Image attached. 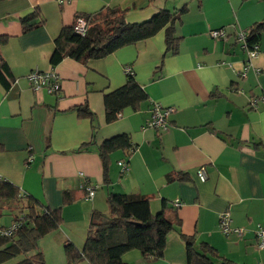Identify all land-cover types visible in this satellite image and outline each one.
<instances>
[{
  "label": "crops",
  "instance_id": "0c3cea01",
  "mask_svg": "<svg viewBox=\"0 0 264 264\" xmlns=\"http://www.w3.org/2000/svg\"><path fill=\"white\" fill-rule=\"evenodd\" d=\"M112 6L124 9L129 23L186 6L175 28L178 52L165 53L159 31L85 65L67 57L50 66L62 27L72 25L76 15ZM35 8L44 23L23 33L20 19ZM262 19L259 0H0V38H7L0 55L9 81L8 88L0 83V176L22 194L61 208L62 226L39 243L45 264H68L64 242L82 249L90 213L107 211L109 192L148 197L153 214L163 201L181 204L173 208L179 230L169 234L163 257L130 251L123 255L125 264H187L180 233L195 247L206 243L235 264H264V248H257L255 236L258 227L264 228V35L243 76L248 56L236 41L239 32ZM220 28L225 37L213 38L210 32ZM125 67L147 99L107 124L103 95L124 84ZM32 70L54 72L59 92L33 91L26 78ZM154 103L173 108L166 131L146 126ZM84 104L92 119L75 111ZM121 134L129 135L133 152L124 173L118 165L124 152L110 155L106 184L98 147ZM168 175L177 179L167 182ZM85 181L95 187L91 200L85 199ZM64 191L73 196L70 204H63ZM223 212L229 213L232 228L243 230L241 238L221 233ZM11 223L10 218L1 224Z\"/></svg>",
  "mask_w": 264,
  "mask_h": 264
},
{
  "label": "trees",
  "instance_id": "16d2710c",
  "mask_svg": "<svg viewBox=\"0 0 264 264\" xmlns=\"http://www.w3.org/2000/svg\"><path fill=\"white\" fill-rule=\"evenodd\" d=\"M259 1L264 4V0ZM125 12L124 9L112 6L103 7L95 14L82 15L81 18L87 24L84 36L73 31L75 20L80 17L76 15L73 24L62 27L54 39L50 66L55 67L67 57L85 65L90 60L102 59L121 48L143 42L159 31L164 32L165 53L174 55L178 52L180 38L176 35L175 28L182 15L187 12L186 6L174 11L161 9L149 19L134 23L127 22ZM43 23L37 8L20 19L23 33L39 28ZM262 35L264 19L255 22L245 33L246 46L249 48L258 45ZM6 39L1 37L0 45ZM7 73L8 69L0 55V83L5 88L9 85ZM146 99V92L138 85L131 71V74H126L122 86L103 95L105 122H115L124 109H137ZM75 111L81 118L94 117L86 104L76 107ZM115 151L124 152V163H128L127 158L133 152L129 135L114 136L104 140L98 147L103 181L106 184L109 183L110 155ZM176 179V176H167V182ZM72 200V194L64 191L63 204H70ZM3 204H8L11 208L9 215L12 223L4 226L0 222V264H45L39 242L61 227V208L51 209L31 195L22 194L17 186L1 177L0 220L5 209ZM106 206L105 212L95 209L90 213L81 250H76L69 242L63 243L68 264L83 260L89 264H125L123 255L130 251L160 259L169 234L175 229L179 230V220L173 210L175 206L165 201L160 210L153 214L150 210V198L109 192ZM11 227L14 229L10 235L2 234V231ZM179 235L185 243L187 264H235L218 255L208 244L199 243L195 247L190 238L181 233Z\"/></svg>",
  "mask_w": 264,
  "mask_h": 264
},
{
  "label": "built area",
  "instance_id": "2783aa9c",
  "mask_svg": "<svg viewBox=\"0 0 264 264\" xmlns=\"http://www.w3.org/2000/svg\"><path fill=\"white\" fill-rule=\"evenodd\" d=\"M58 1L59 3L66 2V0H58ZM86 29H87V24L85 20L81 17L77 18L73 25L74 33L79 36H84ZM245 33L246 32L243 31V32H239L236 35L237 43H240L241 47L247 52V56H248V62L243 65L240 71V75L242 76L250 68V61L257 58V56L259 55V47L257 44L249 48L246 46ZM210 34L215 39L225 37V31L223 28L212 30ZM124 72L127 75L131 74L130 67H125ZM26 78L33 91H38L42 89V90H45L48 94H57L60 90V85H59V80H58L59 78L54 72H49V71L41 72L38 70H32L27 74ZM255 104H256V100L255 99L251 100V107L255 106ZM171 112H173V108L164 107L158 103H154L151 108V116L146 126L148 128L166 131L168 129V118ZM118 165L121 168V171H125L127 169V166L124 162H118ZM197 175H198L199 180L203 181L205 179V174L202 169L198 170ZM84 190L86 192L85 199L91 200L95 194V187L89 185L85 181ZM174 206L178 208L181 206V204L179 202H175ZM230 224H231V219H230V215L228 212H223L219 214L218 228L221 231V233L225 236L229 235L230 233H235L238 237L241 238L243 236V230L238 229V228H231ZM13 229L14 227L4 230L2 231V234L10 235ZM255 236L257 239V248L258 249L264 248V228L258 227L255 230Z\"/></svg>",
  "mask_w": 264,
  "mask_h": 264
},
{
  "label": "rangeland",
  "instance_id": "374dc122",
  "mask_svg": "<svg viewBox=\"0 0 264 264\" xmlns=\"http://www.w3.org/2000/svg\"><path fill=\"white\" fill-rule=\"evenodd\" d=\"M162 106V105H161ZM165 107V106H164ZM3 206L5 207V209L2 211V218L0 220L1 223L5 224L9 221L10 219V215H9V211L11 210V208H9L8 204H3ZM107 207V206H106ZM62 224H63V220H62ZM61 224V226H62ZM40 243V242H39ZM18 260V258L16 259ZM12 262H15V260H13ZM9 264V263H8Z\"/></svg>",
  "mask_w": 264,
  "mask_h": 264
}]
</instances>
